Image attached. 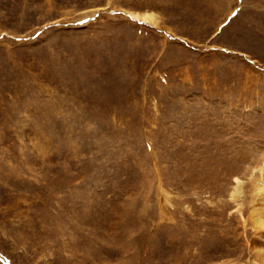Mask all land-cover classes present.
I'll return each instance as SVG.
<instances>
[{"label": "rangeland", "instance_id": "1", "mask_svg": "<svg viewBox=\"0 0 264 264\" xmlns=\"http://www.w3.org/2000/svg\"><path fill=\"white\" fill-rule=\"evenodd\" d=\"M263 171L264 0H0V264H264Z\"/></svg>", "mask_w": 264, "mask_h": 264}, {"label": "bare ground", "instance_id": "2", "mask_svg": "<svg viewBox=\"0 0 264 264\" xmlns=\"http://www.w3.org/2000/svg\"><path fill=\"white\" fill-rule=\"evenodd\" d=\"M134 18H139L142 21L156 25V14L151 11L134 12L132 14ZM251 209L249 212L250 225L257 231L258 236L264 235V171L261 176V181L255 184L254 194L251 202ZM255 237L249 244L251 254L257 259L264 261V239Z\"/></svg>", "mask_w": 264, "mask_h": 264}]
</instances>
